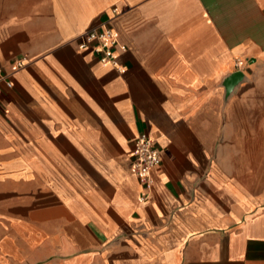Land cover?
<instances>
[{
    "label": "crops",
    "instance_id": "obj_1",
    "mask_svg": "<svg viewBox=\"0 0 264 264\" xmlns=\"http://www.w3.org/2000/svg\"><path fill=\"white\" fill-rule=\"evenodd\" d=\"M7 1L0 264H264V0ZM103 23L119 68L78 45Z\"/></svg>",
    "mask_w": 264,
    "mask_h": 264
},
{
    "label": "built area",
    "instance_id": "obj_2",
    "mask_svg": "<svg viewBox=\"0 0 264 264\" xmlns=\"http://www.w3.org/2000/svg\"><path fill=\"white\" fill-rule=\"evenodd\" d=\"M81 48H91L99 61L111 64L117 68V50L126 51L127 46L120 41L119 34L108 24L103 23L99 27L89 28L81 33L78 41ZM26 56L13 61L12 72L18 71L26 64ZM12 72H7L0 67V94L3 85L9 88L14 86ZM162 163L161 150L156 146L155 139L147 133H140L136 140L131 161V171L138 177L144 186L140 200L149 199V190L153 186V171Z\"/></svg>",
    "mask_w": 264,
    "mask_h": 264
},
{
    "label": "rangeland",
    "instance_id": "obj_3",
    "mask_svg": "<svg viewBox=\"0 0 264 264\" xmlns=\"http://www.w3.org/2000/svg\"><path fill=\"white\" fill-rule=\"evenodd\" d=\"M7 0H0V13L2 12V8L6 6Z\"/></svg>",
    "mask_w": 264,
    "mask_h": 264
}]
</instances>
